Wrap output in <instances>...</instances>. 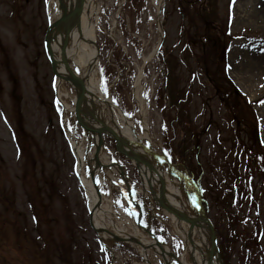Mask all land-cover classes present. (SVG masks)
<instances>
[{"label":"rangeland","instance_id":"1","mask_svg":"<svg viewBox=\"0 0 264 264\" xmlns=\"http://www.w3.org/2000/svg\"><path fill=\"white\" fill-rule=\"evenodd\" d=\"M123 3L98 0L92 20H97L96 37L104 43L112 36L121 43L135 70L141 71L146 62L151 67V78L144 77L139 86L140 108L145 113L144 117L140 110L137 113L139 135H145L147 125L154 144L168 143L177 150L178 167L196 181L204 211L222 235L242 221L241 229L247 231L258 223L256 254L246 264H264V174L254 169L252 188H248L241 151L237 173L227 175V165L237 152L233 144L242 141L248 149L253 147L247 133L257 131L256 120L264 143V0H216L218 19H212L211 29L216 44L209 56L201 49L200 19L193 8L181 7L179 0H147L139 43L130 46L115 20ZM253 11L261 14L253 15ZM124 17L126 32L132 34L133 19ZM48 19L46 0H0V257L5 264H112L89 223L86 192L77 180L69 132L55 102V76L44 49ZM160 44L172 59L171 103L164 87V69L160 68L161 74L153 70ZM107 58L104 52L101 68ZM207 60L205 68L210 70L206 74L201 69ZM219 63H226L225 76L235 91L248 101H258L253 108L257 119L245 125L232 120L225 98L217 96V90L226 87L225 80L216 83L211 78L212 68ZM123 65L131 67L130 61ZM149 86L156 88L157 103L148 96ZM62 88L73 97L69 85ZM103 91L114 96L112 88ZM177 116L190 122L184 163L180 162L181 126L176 128V138L169 140L170 128L163 124ZM105 177L108 187H120L113 172ZM177 183L184 187L185 181L178 178ZM234 183L237 192L232 189ZM190 191H194L191 186ZM231 215L235 216L233 225ZM227 255L229 264H245V239L228 249Z\"/></svg>","mask_w":264,"mask_h":264},{"label":"bare ground","instance_id":"2","mask_svg":"<svg viewBox=\"0 0 264 264\" xmlns=\"http://www.w3.org/2000/svg\"><path fill=\"white\" fill-rule=\"evenodd\" d=\"M68 0H48V10H49V16L51 19H58L63 16L67 9ZM94 3L92 0H86L83 2L82 9L78 12L79 16V26L80 29L84 32L85 36L93 37L95 33V27L94 24L91 22V16H92V9H93ZM261 13H255L253 11V15ZM253 15L250 17H253ZM264 15V13H263ZM71 29V27H70ZM56 32L54 39H53V50L55 55V61L56 66L60 70L59 78H56V82H60L61 78H66L68 80L71 79L73 84L76 86V88L79 90V82L78 78L73 75L71 71H68L69 66L67 65V61L71 60L75 65L80 69V71H84L86 59L83 54V50H86L90 48L87 39H80L76 37L73 32L69 31L65 26L62 25H56L52 26L50 28V35H53V33ZM259 61L258 59L256 60ZM263 63V62H261ZM253 63L250 64V67ZM264 64V63H263ZM262 65L260 63H257V67L261 68ZM92 82V91L93 95H95L94 100H86L85 107L88 109V111L91 113V117L99 124H102L101 122L104 121L109 125H113L114 128H117L122 133H124L127 137H129L133 141H137L141 143V139H146L147 141H150V137H141L138 135L133 122L129 119H125L123 114L119 109H117L115 106H112L109 104L108 100H105V96L101 89V82L99 78H95V75L92 76L91 79ZM62 93H60L61 95ZM106 101L107 104L103 103V101ZM103 103V104H102ZM96 111L98 112V115L96 114ZM93 120V121H94ZM94 121V122H95ZM147 131V129H146ZM96 143V142H95ZM77 157L80 161V159L85 160L83 151L81 148L77 149ZM173 176L172 178H175L177 174L179 175H185L182 173L179 169H175L172 171ZM154 174L153 168H151L149 165H146L145 167V180L146 185L148 182V179L151 178V175ZM182 177V176H181ZM171 178V179H172ZM159 185V181L156 180L153 182L152 188ZM192 186L190 181H186L185 186L180 189L178 187V184L176 181L172 180L171 187L168 189V195H176L178 198H169V202L175 205H181L184 203V205L191 209V212L195 214L194 206H195V198L196 195L188 190V188ZM86 191L87 196L89 200V207L91 210H93V224L97 229H100L104 231L106 227V220L110 218L111 215V209L107 207L108 204H104L102 201V204L100 206H96V203L98 201V195L96 189L92 186L90 182L87 183ZM146 188H149L147 185ZM156 188V187H155ZM189 194L194 197L193 201H190L188 199ZM181 203H180V202ZM197 206V202H196ZM176 233L180 235L184 240L185 244L187 246L186 253L191 256L192 261L195 264H201V253L209 250V233L206 231L204 232H196L192 231L190 233V236L187 237V225L186 223H176L175 227ZM104 236H109L110 233H107L104 231L102 233ZM138 236V235H137ZM125 237V235H124ZM136 236H134L135 238ZM139 237V236H138ZM136 237L133 239L134 242H136L137 247L141 246L142 248H153L155 247L152 242H149L143 235L142 237ZM131 239V238H130ZM158 248V247H157Z\"/></svg>","mask_w":264,"mask_h":264},{"label":"water","instance_id":"3","mask_svg":"<svg viewBox=\"0 0 264 264\" xmlns=\"http://www.w3.org/2000/svg\"><path fill=\"white\" fill-rule=\"evenodd\" d=\"M85 0H71L69 3V7L67 12L65 13V16L63 18V20L58 21V23H64L65 26L67 27H72V29L76 32V36L80 37V39H87V42L90 46V50L88 52H86V70L84 73V76L81 78V83H82V91L80 93H78L76 99L73 102V105L70 109V114H71V118L72 120L77 123L80 127H82L87 133H91V134H98L99 136V140H100V144H103V138H102V134H107L110 137L114 138L118 145H121L125 148H127L130 153H124L126 156L130 157L131 159L134 160L135 155L134 154H138L139 153V148L138 147H134L132 144L128 143L126 140H122L120 139L116 134H114L112 131H110L109 129H106L104 127H98L95 126L94 124L91 123L90 119L88 118V116L86 115V113L84 111H82L81 109V105L84 102V100L86 99L87 94H90V59H91V54H92V48L94 47L95 50L97 51V53L99 52V47L98 44L96 42V40L92 37H89L88 35L85 36L84 32L80 29L79 24H78V18L76 17V13L78 11L79 8L82 7V2H84ZM80 2V3H79ZM46 42H47V50L50 56V59L53 63L54 66V57L52 54V49H51V42L50 39L47 37L46 38ZM54 70L56 73H58V69L54 66ZM82 113L84 115V117H86L87 121L86 122H80L78 121V118L76 117L77 113ZM154 152V150H149ZM159 157L162 159V162H168V160L166 158H164L163 156L159 155ZM135 161V160H134ZM163 173H164V167H163ZM164 176L162 175V181H161V189L158 192L160 200L163 202V204L166 206L167 209L171 210L172 206L169 205L163 197V192H164ZM172 212V211H171ZM173 213V212H172ZM183 218L185 220H187L190 223V226L193 227L194 223H192L191 219L187 216L184 215L183 213ZM202 223L207 224L212 232H213V247H212V252H217V247H216V234H215V229L213 227V225L208 222V221H201ZM198 225V223L196 224V226ZM212 256V255H211Z\"/></svg>","mask_w":264,"mask_h":264},{"label":"trees","instance_id":"4","mask_svg":"<svg viewBox=\"0 0 264 264\" xmlns=\"http://www.w3.org/2000/svg\"><path fill=\"white\" fill-rule=\"evenodd\" d=\"M134 1L137 2V0H134ZM204 20H206V22H207V20L209 21V18H206V16H205ZM206 24H205V26H206ZM210 29L211 28L207 25V30L205 32H206V39L209 42V47L205 50V52H206L205 55H208V56H209V50L215 49V43H214L215 39L213 38V34L210 32ZM109 42L111 43V41H109ZM118 55H119V53L116 54L117 57H119ZM210 61H212L211 58L209 59V65H210ZM207 63H208V60L205 62V65H207ZM209 70H210V68H209ZM209 70H206V71L208 72ZM111 71H113V74H114V70L111 69ZM217 75L222 76V73L220 74L219 69H217L215 67L212 68L211 76L215 79L216 83L218 82L217 81L218 79L216 77ZM229 85H230L229 83L226 84V87L227 88L231 87ZM215 86H217V85L215 84ZM226 87L221 88V90H222L221 94H222L223 97H225L227 95V92H228ZM170 95H171V98L174 99L173 90L170 92ZM238 98L240 99V96L236 95L235 99H236V102H237L236 104L238 105L237 106V110H238L237 114L241 115L242 117L245 116V114L248 113V112H250V114H252L250 108L246 105L245 101L244 100H240L241 101V104H240L239 101H237ZM256 142H258V141H256ZM259 157H261V151H258L256 153L255 159H258Z\"/></svg>","mask_w":264,"mask_h":264}]
</instances>
